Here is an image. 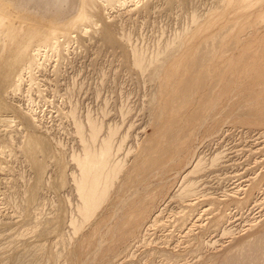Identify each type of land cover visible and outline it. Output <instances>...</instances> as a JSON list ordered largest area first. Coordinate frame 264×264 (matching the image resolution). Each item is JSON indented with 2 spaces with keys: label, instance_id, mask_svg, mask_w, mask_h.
I'll list each match as a JSON object with an SVG mask.
<instances>
[{
  "label": "rangeland",
  "instance_id": "obj_1",
  "mask_svg": "<svg viewBox=\"0 0 264 264\" xmlns=\"http://www.w3.org/2000/svg\"><path fill=\"white\" fill-rule=\"evenodd\" d=\"M0 264H264V0H0Z\"/></svg>",
  "mask_w": 264,
  "mask_h": 264
},
{
  "label": "bare ground",
  "instance_id": "obj_2",
  "mask_svg": "<svg viewBox=\"0 0 264 264\" xmlns=\"http://www.w3.org/2000/svg\"><path fill=\"white\" fill-rule=\"evenodd\" d=\"M54 35L55 34H52L51 36L46 35L47 38H45L44 42L49 43L51 40L54 39ZM24 51L26 55L27 51ZM29 53V62L25 66H23L22 69L19 70V74L15 76L14 88L16 91L18 90L19 85L21 84L23 73H30L29 71L32 68L36 67V65H38L37 61L38 56L40 55V50L36 49ZM22 55H24V53ZM21 58H23V56H21L19 59ZM93 136L95 135L93 134ZM27 152L29 154H32L34 152L32 145L27 147ZM109 152L110 145L109 142L105 140L102 143V149L100 150L98 155L86 151L83 158L77 160V164L80 168V178L77 182V191L79 193V197L82 200L81 212L86 219L92 216L94 210L100 205L102 200H104L105 196L107 195L106 193L108 191L107 188L109 185L107 182L108 175L106 174V169L108 166ZM114 172L115 170H112V174H114Z\"/></svg>",
  "mask_w": 264,
  "mask_h": 264
}]
</instances>
